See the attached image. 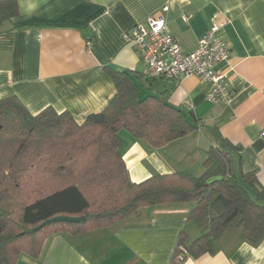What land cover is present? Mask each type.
<instances>
[{
	"label": "crops",
	"instance_id": "crops-1",
	"mask_svg": "<svg viewBox=\"0 0 264 264\" xmlns=\"http://www.w3.org/2000/svg\"><path fill=\"white\" fill-rule=\"evenodd\" d=\"M19 14L0 25V97L15 95L27 110L47 107L69 112L78 123L102 111L116 94L104 69L140 72V96H160L199 120L190 135L154 148L123 129L120 152L131 181L157 173L189 170L195 175L221 137L240 146L234 153L244 172H255L264 186V0H18ZM163 6L167 26L185 52L198 47L214 13L226 20L222 37L229 59L217 65L233 98L211 103L208 84L196 76L178 84L149 78L148 68L125 39L132 27ZM192 203L144 207L113 226L82 236L57 233L46 239L39 258L22 255L17 264H166L182 231L188 242L202 234L188 220ZM216 252L185 264H264V238L246 241L230 228L215 242Z\"/></svg>",
	"mask_w": 264,
	"mask_h": 264
},
{
	"label": "trees",
	"instance_id": "trees-1",
	"mask_svg": "<svg viewBox=\"0 0 264 264\" xmlns=\"http://www.w3.org/2000/svg\"><path fill=\"white\" fill-rule=\"evenodd\" d=\"M19 14L18 0H0V25ZM116 94L98 113L78 123L69 112L47 107L30 113L15 96L0 97V264H17L24 254L39 258L50 236H82L113 226L144 207L192 203L188 220L202 234L188 242L184 231L166 264H185L216 252L230 228L258 244L264 238V186L244 172L234 153L241 147L221 137L195 175L189 170L157 173L131 181L120 152L123 129L154 148L195 132L199 120L160 96L141 98L143 74L104 66ZM149 78L151 77L148 73ZM85 216L81 222H53L54 216Z\"/></svg>",
	"mask_w": 264,
	"mask_h": 264
},
{
	"label": "built area",
	"instance_id": "built-area-1",
	"mask_svg": "<svg viewBox=\"0 0 264 264\" xmlns=\"http://www.w3.org/2000/svg\"><path fill=\"white\" fill-rule=\"evenodd\" d=\"M167 10L168 6H163L157 14L136 23L125 34V39L139 54L151 77L178 84L184 78L196 76L208 84L206 98L209 102L229 104L233 93L226 75L217 70V65L231 55L230 44L221 35L227 21L218 20L220 13H214L196 50L185 52L167 26L163 15Z\"/></svg>",
	"mask_w": 264,
	"mask_h": 264
},
{
	"label": "water",
	"instance_id": "water-1",
	"mask_svg": "<svg viewBox=\"0 0 264 264\" xmlns=\"http://www.w3.org/2000/svg\"><path fill=\"white\" fill-rule=\"evenodd\" d=\"M86 219L85 216H67V215H59V216H54L52 218L47 219L40 225L36 226L33 228L34 231H37L38 229L42 228L45 225H48L53 222H58V221H64V222H81Z\"/></svg>",
	"mask_w": 264,
	"mask_h": 264
}]
</instances>
